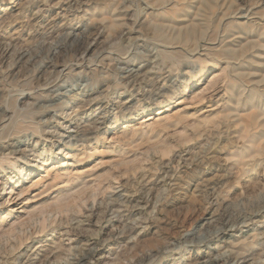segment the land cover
Returning <instances> with one entry per match:
<instances>
[{
  "label": "rangeland",
  "instance_id": "1",
  "mask_svg": "<svg viewBox=\"0 0 264 264\" xmlns=\"http://www.w3.org/2000/svg\"><path fill=\"white\" fill-rule=\"evenodd\" d=\"M210 258L264 264V0H0V264Z\"/></svg>",
  "mask_w": 264,
  "mask_h": 264
},
{
  "label": "bare ground",
  "instance_id": "2",
  "mask_svg": "<svg viewBox=\"0 0 264 264\" xmlns=\"http://www.w3.org/2000/svg\"><path fill=\"white\" fill-rule=\"evenodd\" d=\"M32 2H33V1H32ZM32 2H30V3H32ZM212 198H213V197H212ZM225 232H229V231H220V232H218V233L215 234V237L220 236V235H224ZM115 234H116V236H118L117 233H115ZM127 252H128V251H127ZM128 253H129V252H128ZM197 264H216V261H215V259L210 258V259H208L206 262H198Z\"/></svg>",
  "mask_w": 264,
  "mask_h": 264
}]
</instances>
